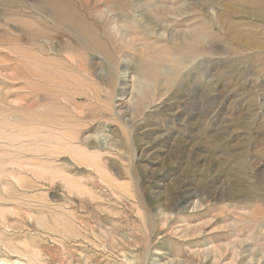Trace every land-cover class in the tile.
<instances>
[{
    "label": "rangeland",
    "instance_id": "1",
    "mask_svg": "<svg viewBox=\"0 0 264 264\" xmlns=\"http://www.w3.org/2000/svg\"><path fill=\"white\" fill-rule=\"evenodd\" d=\"M19 1L28 8L26 14L18 12L23 18L14 17L11 5L5 21L0 19V264H264V172H259L264 167V18L252 16L264 14V0H163L182 9L181 17H165L176 31L198 28L204 19L199 16L207 13L263 41V50L241 48L226 38L218 21L205 28L218 41L211 44L209 38L211 45L196 51L178 47L170 33L155 42L138 31L134 38L151 44L150 53H193L192 64L188 60L171 73L166 92L160 84L166 76L158 85L138 77L139 61L147 58L111 44L113 49L101 39L109 60L100 48L87 45L82 52L76 27L67 24L69 30L57 22L62 19H56L60 9L53 0ZM111 3L112 10L100 7L102 21L116 12L130 16L120 0ZM72 6L84 14L78 2ZM227 8L238 13L230 16ZM88 23L100 31L94 20ZM43 27L48 29L44 36ZM224 42L234 50H226ZM66 46H72V61L63 52ZM40 59L42 66L33 61ZM39 69L56 78L49 88L56 87L58 97L46 98ZM124 72L136 83L131 88L152 86L145 89L149 98L135 120H123L116 108L123 102L118 76ZM159 99L172 106L174 115L161 112ZM124 102L130 107L131 98ZM152 105L154 112L147 113ZM41 108L55 112L49 135L57 136L59 151L44 143L45 131H37ZM81 108L88 117L82 114L78 122L75 113ZM143 129L148 137L139 134ZM139 138L155 141L157 152L144 157ZM66 146L98 159L74 161ZM35 166H51L59 175L51 182L37 179ZM64 174L74 188L64 183ZM213 188L219 192L212 193ZM185 189L196 195L187 203L199 202L200 208H176ZM163 215H172L170 228L163 226ZM185 225L194 230L181 234ZM212 247L217 251L212 253Z\"/></svg>",
    "mask_w": 264,
    "mask_h": 264
},
{
    "label": "bare ground",
    "instance_id": "2",
    "mask_svg": "<svg viewBox=\"0 0 264 264\" xmlns=\"http://www.w3.org/2000/svg\"><path fill=\"white\" fill-rule=\"evenodd\" d=\"M120 1H121L122 4H124L125 6L128 7L130 16L124 17L123 15L121 16L120 14H118L119 12L118 13L116 12V13H114L115 15L114 14L112 15V17L110 18V21H102L101 20V18H102L101 17V13H103L102 16L104 17V20L106 18L104 16V13L105 12L100 11V7L103 6V7H106V9L112 10V8L115 5L111 3V0H94V1L93 0H53V3H54V6L53 7L60 9L59 10L60 13L58 11L59 14L56 16V19L57 20L62 19V20L57 21V22L63 23L64 26L66 28H68V29L71 28V26L76 27V29L78 31V35H77L78 36V39L80 40V43H81V41L83 43V47H81L82 48V52H84V48L87 50V47L88 46H92L93 48H97V49L100 48V50L104 54V55L102 54L103 57H105V58H107L109 60L110 55L108 54L107 50L102 47L101 43L98 40V39H101L109 47L112 44L116 49H120V50L121 49H127L128 51H131L132 52L131 53L132 55L145 57V58H147L146 60H141V62L139 61V63L141 64V67L138 70V73H139L138 74V77L140 79L146 81L147 83H151L152 85H155V84L158 85L161 82V79L165 78V76H166L167 78L165 80V83L164 84L163 83H160L161 84V87H162V90H165L167 88L169 89L168 84H170V81H171L172 77L174 76V75H171V73H174V72L176 73L177 71H179L185 65V63H187L188 60H190L188 62L189 64H192L193 63V62L190 63L191 62V57H192L193 53L191 52L190 54H188L186 52V53L183 54L185 56H183V55L173 56L169 52L166 53L164 51V49L163 50H160L159 48H158L159 51H157V53H153V52L150 53V51H151L150 48L151 47L150 48H147V46H149L151 44L145 46V44L143 42L137 41L134 38V35L138 31L141 33V35L144 38H150V37H152L153 39H151V40H155V42L156 41H159V40H163V36H162L163 34L165 35L167 33H170V41L172 40L173 43H175L178 47L180 46L182 48H185L186 51H188V48H190L191 51H196L200 46H203V44H208L207 43V39L210 38L209 39V42L211 44L216 40V38L211 37L212 35L210 36V35L207 34L205 28H206V26H209L210 25V21H218L220 25H223L225 35L227 34L226 35V38H228L229 40H231V43L232 42L233 43H236V44L240 45L241 48H246V49L247 48H250V49L251 48H256L257 49L258 48L259 50H263V48H264V46L262 48V45H263V43H262L263 41H261L262 39L259 40L260 38H257V36H255V35H250V37H249L248 35H245L247 33H244L242 31H240V32L239 31H236L235 30V25L230 24L228 22H222V21H231V20L226 19V18H222L220 15L219 16H216V18H214L213 16H210L207 13L205 15L204 14H201L199 16V18H204V19L203 20H199V21H201L202 24H200L198 28H194V29H190V30H184L183 32H180V31H176V30L170 28L169 22L165 20V17H177V16L178 17H181V16H179V14L181 13V10L182 9H181V7L179 5L178 6L177 5H173L171 2H170V5H167V3L164 2L163 0H161V2L163 4H158L159 2H157L156 5H154V3L151 0H120ZM211 1L214 2V3H216L215 2L216 0H211ZM72 2H73V4H74V2H78V4L80 5V8L84 10V14L82 13V15H80V12H79V15H80L79 16L77 14L78 11L72 6ZM89 2H91V4L92 3H95V5L92 6L91 4H89L91 6L90 7L88 6L89 7L88 8L87 7V3H89ZM9 3L10 4L7 5L8 4L7 0H0V19H3L5 21V17L6 16L4 14L6 13L7 10H9V8H10L11 5L16 6L15 7L16 13L14 14L16 16H14V17L16 19L23 18V15H20L18 12L21 10L22 13L26 14V10L28 8H27V6L24 5L25 3L24 2H21L19 0H11V1H9ZM90 8H93L92 12L89 11ZM32 9L35 11L34 13H37V11L34 8H32ZM159 11L161 13H163V15L159 16L158 15V12ZM224 11L226 12V14H229L230 16H232L233 13H234V15H235V13H238L236 10L231 9V8L230 9L229 8L224 9ZM249 13H250V16H251V12H249ZM260 13L257 14L255 12L252 16L255 19L262 18V17L264 18V14H262V13L260 14ZM183 16H184V14L182 15V17ZM260 16H262V17H260ZM196 17L192 18V20L193 21L196 20L197 19ZM89 18L92 19V20H94L97 24L100 25L99 26L100 27V31L99 32H96L95 33L94 31H92V27H91L90 23H88V19ZM85 20H87V21L85 22ZM27 21H35V19L33 17H28V20ZM206 21H207V23H206ZM67 24L68 25H71V26H67ZM243 28H246V27H244V26L239 27V29H241V30ZM250 29H252V28H250ZM42 30H44L43 33H42L43 36L46 35L47 34L46 32H47L48 29L44 28ZM237 30H238V28H237ZM252 30H254V29H252ZM254 37H256V38H254ZM134 40L137 41V44L134 46L135 48L132 51L131 50V46H132V43H133ZM146 41H148V40H146ZM216 41H218V40H216ZM224 43H225V49L226 50H228V51L234 50V46L235 45L234 46H231L227 42H224ZM211 44H208V45H211ZM155 45H157V44H155ZM113 46H111V47L114 49ZM62 49H63V52H66V53H68V54L71 55V56H69L70 57L69 59L72 61L73 60V57H72V54H71L72 52H70L71 49H72V46H66V47H64ZM67 51H69V52H67ZM31 59H34V58H31ZM137 59H140V58H137ZM137 59H135V60H137ZM33 61L36 62V63H39L41 66L43 65V64H41V59H40V62L35 61V60H33ZM68 63H70V62H68ZM29 64L33 65V63L31 61L29 62ZM167 67H170L169 69H171L169 73H166L165 72V69ZM39 70H40L39 71L40 72V74H39L40 81H38V83H40V85H41V87H42L43 90H46L47 89L46 91H43L44 93L47 92L45 94L46 98L47 97L48 98H50V97H58L59 91H55L54 90L56 87L54 89H50L49 88V84H51L50 81L52 82V80H54L56 78H53V76H51L50 74H48V71H46L44 69H39ZM113 77H114V75H113ZM76 78H77V76H76ZM43 80H45V81L44 82H41ZM118 81H119L118 86L120 87L119 90H121V98L119 100L120 101H123V102H120L116 106V108L119 111H121L123 120L125 118H127L128 120H131V119L132 120H135L138 116H141L142 112L145 110L144 107L146 106V104H144L143 102H145V98L148 95L147 94L145 95L144 91H146L147 89L150 90V87H152V86L145 87V85H147V83H145V85L142 86V87H138L136 89H135V87L134 88H131V84H134L135 85L136 83L134 82V79L133 78H130L127 75V73H125V72L123 74H120V76H118ZM166 91L167 90H165L164 92H166ZM127 97H130L131 98V105H130V107H127L124 104L125 103L124 100ZM75 98L76 99L80 98V94L79 93H75ZM147 98H149V97H147ZM109 99H110V97H109ZM157 104H158L157 107L161 110V112L166 113V114H173L174 115V113H172L173 112V108H172V106L168 102H165L162 99H159L157 101ZM153 106L154 105L148 107L147 113L152 111V110H149V108H151ZM42 109H44V108H41V110L39 111L40 115L38 113V116H36L39 119L37 121L38 124H39V127H38V130L37 131H38V133H41V131H45V134H43V140L45 141L44 143L45 144H48V145L50 143L49 146L51 147L52 150L59 151V149H61V147L59 145H56V143L59 142L58 139H57V136H55L53 134H51V136L49 135V129L51 128V125H53L50 122L54 123L56 121V117L53 114L55 112H53V111L52 112H48V111L45 112ZM73 110H74V107H73ZM80 110H81L80 112H76L78 114H76L74 112L75 115H76V120H78V122H79V120H82L81 119L82 118V114H86V116H87V112L83 111L82 108ZM75 111H78V110L75 109ZM152 112H154V110ZM26 117H27V119L30 118V116H28L27 114H26ZM83 117H84V115H83ZM200 118H201V116H200ZM90 119H91V117H90ZM146 119H147V117H146ZM137 120L139 121V119H137ZM87 121H88V119H87ZM80 123H81V121H80ZM80 123H78V124H80ZM43 128H45V129H43ZM58 132H59V130L56 131V133H58ZM147 133H148L147 130H144L143 129L139 134L142 137H148V134ZM43 140L41 138V141L42 142H43ZM68 140H70V141H76L77 138H76V140H74L73 138H69ZM137 142H138V145H139L138 147H140L141 154L144 157L147 158L148 156H150V155H152V154H154V153L157 152L156 146L154 144L155 141H151V139L142 140V139L139 138ZM85 144L86 143H84L83 145H85ZM71 146H72V144H71ZM66 148L71 151L72 154H69V156L74 161L77 158H79V159H81L83 161V162L81 161L82 163H85L84 161L87 162V159H89V160H91V159L95 160L96 158L98 159V156H96L93 153L92 154H89V155L88 154L86 155L85 153L82 152V150L80 148L79 149H74V148H70V146H66ZM43 156L46 157V158H49V156H46V155H43ZM82 163H80V164H82ZM21 166L23 167V165H20V167ZM259 172H260V174L262 172H264V167ZM35 173L36 174H34V176L37 179H42L43 178V179H46L47 180V178H48V181L49 182H51L53 180V178H56V176L58 177V175H59V174L55 173V169L52 168L51 166H49L48 170L44 169L42 166H35ZM55 174H56V176H55ZM64 177H65V174H64ZM103 178H105V177H101L100 178V181H102L104 183L105 180ZM63 180L65 181L64 183H66L68 186H70V188L71 187H73V188L75 187L74 184H76V183L75 182H72V178H70V177L69 178H66L65 177V179H63ZM256 185H258V184H256ZM217 190H218V188H213L211 191H213L212 193H215ZM254 191H256V190H254ZM209 192H210V190H209ZM217 192H219V191H217ZM225 192H226V190H225ZM233 192H232V194H233ZM252 196H254V195H252ZM189 197L196 198V195H194L193 193H189L185 189V191H183L181 193L180 199L176 200V204H177L176 205V208H178L180 210L181 207H179V206L182 205V204H184L183 206H187V207L189 205L194 204V208L195 209H198V208L201 207V204L199 202H188L187 203V199ZM258 198H261V197L258 196ZM234 199H236V198H234ZM242 199H245V198H242ZM248 199H250V198H248ZM253 199H252V201H253ZM257 200H259V199H257ZM232 204H230V205H232ZM94 206H95V204H94ZM227 207H228V210H229V208L231 206L229 207V205H227ZM235 208H237V206ZM234 210H236V209H234ZM162 213L164 214V212H162ZM163 219H164V221L162 222L163 226L168 225L167 227L170 228V225L174 222V219L172 218V215H163ZM216 221L217 220H215V222ZM60 222H63V223L68 224L64 220L63 221L60 220ZM56 223H59V222L57 221ZM159 226H160V224H159ZM177 228H179V227H177ZM201 228L200 229H197V231L199 233L201 232ZM193 230H194L193 227L188 226V225H185L180 230V233L183 234V235H184V233H186V234L188 233L189 234ZM216 236H218V235L216 234ZM185 238H186V236H185ZM217 238H216L215 241H217ZM211 241L212 240H210V242ZM215 249H216L215 247H212L211 252L212 253L213 252H216L217 250H215ZM194 253H196V252H194ZM172 264H181V263L180 262H172Z\"/></svg>",
    "mask_w": 264,
    "mask_h": 264
}]
</instances>
